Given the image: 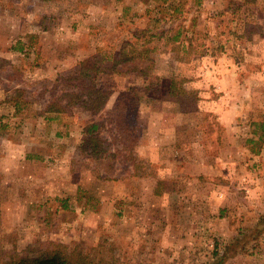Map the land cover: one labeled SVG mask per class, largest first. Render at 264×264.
Returning <instances> with one entry per match:
<instances>
[{"label": "rangeland", "instance_id": "rangeland-1", "mask_svg": "<svg viewBox=\"0 0 264 264\" xmlns=\"http://www.w3.org/2000/svg\"><path fill=\"white\" fill-rule=\"evenodd\" d=\"M0 125V262L264 264V0H0Z\"/></svg>", "mask_w": 264, "mask_h": 264}, {"label": "trees", "instance_id": "trees-1", "mask_svg": "<svg viewBox=\"0 0 264 264\" xmlns=\"http://www.w3.org/2000/svg\"><path fill=\"white\" fill-rule=\"evenodd\" d=\"M158 2H166L167 0H155ZM114 70V69H113ZM101 67H97V65H91L89 61H84L81 64V68L79 70V74L77 76H72L69 78L63 79V81H68L71 83L70 85H67L68 88H70L69 93H62L59 99H66V105L64 108L60 105L56 108L50 107V110L47 112H55V113H64L66 112V109L73 104H79L83 106V109L89 111L91 114H95L100 112L106 105L109 93L105 92L101 89H96L94 87L93 83L90 81L88 83H85V80L90 79V72H93L92 74H98L101 72H104ZM89 72V73H88ZM115 71H112L114 73ZM116 71L115 73H117ZM75 90V91H72ZM169 93L172 97H178L181 93V85L177 83L175 80H172L170 83V89ZM17 92V91H15ZM57 99L56 101H58ZM12 103L14 107L16 108V111L19 110V104L12 100ZM120 116L117 117L119 119ZM5 125H0V131L1 129H4ZM93 128H96L94 125ZM263 129V127H261ZM262 138V130H260L259 139ZM94 144L95 148L102 147L99 149L98 152H104L108 149V145L106 141L100 139V138H94L91 140ZM253 143V141H250ZM99 143V145H98ZM124 149L127 148L126 143H124ZM93 147V148H94ZM135 147L134 142H130V145L128 149H132ZM0 264H96L93 263L90 259H88L86 256L82 255L81 253L76 252H70L67 253L62 246H56L53 247L51 250H48L46 252H43L42 254L38 256H13L9 257V259L0 262Z\"/></svg>", "mask_w": 264, "mask_h": 264}, {"label": "crops", "instance_id": "crops-1", "mask_svg": "<svg viewBox=\"0 0 264 264\" xmlns=\"http://www.w3.org/2000/svg\"><path fill=\"white\" fill-rule=\"evenodd\" d=\"M260 191H262V194H264V185L260 188Z\"/></svg>", "mask_w": 264, "mask_h": 264}]
</instances>
